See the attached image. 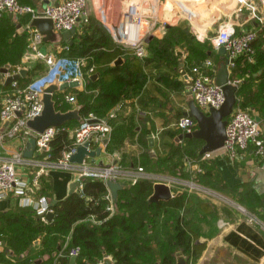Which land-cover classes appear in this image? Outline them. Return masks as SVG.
<instances>
[{
	"label": "trees",
	"instance_id": "obj_1",
	"mask_svg": "<svg viewBox=\"0 0 264 264\" xmlns=\"http://www.w3.org/2000/svg\"><path fill=\"white\" fill-rule=\"evenodd\" d=\"M18 22L23 25L28 21L23 17ZM17 24V21L9 18L7 13H0V68L7 63L17 65L27 48L28 32L26 29L19 31ZM180 37L179 29H174L161 41L153 43L151 50L154 56L156 53L166 54L168 47L173 45L171 42L177 45ZM259 38L261 45L256 47ZM71 41L69 44L60 38L59 44L63 47L60 56L83 59L86 61L84 70L93 66L94 72L99 73V78L93 80L87 76L84 90L77 93L75 104L57 106L58 110L79 108L81 119L92 111L100 117H105L101 115L108 113L124 99L136 96L142 90L145 82V75L142 72L144 61L137 58L133 50L113 42L107 31L95 19L88 17L81 34L72 36ZM65 46L67 47L64 48ZM253 46L255 65H251L245 56H239L230 67V78H238L241 81L238 85L237 101L247 107L253 105L254 93L246 88L250 85L253 72L257 70H261L257 77L261 79L260 97L264 104V26L261 27ZM118 57H123L125 62L121 65H112L111 63ZM206 59L190 66L188 75L194 67L204 68L203 63ZM38 66L40 70H44L42 63ZM36 67L33 72H36ZM206 71L213 75L214 70ZM33 72L29 70V77L21 79L19 86L27 84ZM10 86L12 88V85L3 87ZM180 86L179 82L178 87ZM70 90L72 89H68ZM68 91L54 93L53 98H58ZM126 110L128 113L125 114ZM132 110V103L124 104L116 116L108 120L111 133L107 151H118L128 139H131L133 144L136 140L138 146L142 148L138 155L130 153L123 155L122 160L127 163H121L125 167L140 166L149 173L157 174L153 167L154 162L158 163L157 166L166 163L173 168L170 173L176 174L182 166L184 168L185 156L201 157L199 150L203 142L195 138H183V143L174 150L170 145L160 146L162 154L167 150L168 159H162L155 147V156H151L146 151L148 143L145 131L143 135L139 133L138 137L136 136L135 113ZM78 123L79 121L72 120L58 127L49 143L51 160H56L62 151L69 147L71 139L68 129ZM177 131L181 133V130ZM171 149L174 155H171ZM134 160L139 164H134ZM200 164L201 171L195 181L204 188L223 192L226 188L219 179L213 162L208 159ZM180 175L187 177L183 173ZM154 183L151 179L126 182L114 200L106 183L85 179L82 181L80 194L73 192L50 208L53 213L51 223L44 222L41 216L29 207L26 210H13L1 215L0 234L4 242L7 241L9 247L16 253L23 251L38 234H43L46 248L56 249L57 264H68V250L73 246L80 247L76 264H99L104 255H110L113 264H177L179 259L177 251L185 256L187 264L189 261L193 264L205 247V243L197 242L201 217L207 220L214 218V206L200 199L198 195L186 191L174 194L167 201L150 203L148 200L153 192ZM108 193L112 198V210L107 209L109 201L105 196ZM154 246L158 249L159 258L155 256ZM6 256L4 248L0 256L2 264L9 262L15 264L12 260H6ZM29 258L27 257L21 264L28 263Z\"/></svg>",
	"mask_w": 264,
	"mask_h": 264
},
{
	"label": "crops",
	"instance_id": "obj_2",
	"mask_svg": "<svg viewBox=\"0 0 264 264\" xmlns=\"http://www.w3.org/2000/svg\"><path fill=\"white\" fill-rule=\"evenodd\" d=\"M246 1L247 3L244 4L237 0H87L89 17L100 23L118 46L122 45L116 38L130 32L132 18L128 15V10L131 5L138 6L145 16L146 23L154 27L153 34L145 40L144 56L137 57L144 61L142 72L145 75V82L142 90L136 96L124 99L109 110L108 114H113L109 119L116 116L122 105L132 103V111L135 113L136 136L138 137L139 133L143 135L145 131L147 143L148 137L152 136L153 148L155 147L156 151L160 152L162 159H168L166 157L167 150L162 154L160 146L170 145L174 150L183 143V139L178 138L181 133L177 131L176 121L185 115L184 112L188 109L187 102L192 98L187 78H185L188 77V68L206 58L210 59L215 66L213 72L215 78L216 69L223 61V56L218 53V48L214 44L215 35L220 30L230 27L237 32L258 27L257 21H254L253 18L257 17L260 20L256 11L259 6L264 7V5L259 4L258 0ZM20 2L35 10H41L49 3L47 0H20ZM23 17L28 22L31 19L29 14L13 15L12 17L17 21L19 31H24L28 23L19 24L18 21ZM84 25H79L75 29L74 35L81 34ZM174 29H179L181 32L180 42L177 45L171 42L173 45L168 47L166 54L156 53L154 56L151 50L153 43L161 41ZM61 37H58L55 42L43 41L42 49L50 50L60 56L59 40ZM24 53L17 65L21 63ZM118 59H120L119 63L115 64ZM124 62L123 57H118L111 64L121 65ZM255 63L256 61L250 64L255 65ZM82 64L86 65V61L83 60ZM17 65L12 66L7 63L4 67H16ZM34 67L35 65L26 69L27 73L29 70L33 72ZM45 71L44 67L40 74L33 72L30 75V81L39 78ZM94 73L98 72H93L92 75ZM260 73L261 70L253 72L249 89H246L254 93L252 96L253 105L248 108L258 118L264 136V104L260 97L262 87L261 79L257 77ZM97 78L99 76L93 80ZM85 82L76 88H71L70 91L67 89V91L76 96L80 90H84ZM179 82L181 83L180 87H178ZM3 86V84L0 86V102L2 97L11 90V86L6 88ZM128 110L124 111L125 114L128 113ZM26 144L27 140L20 136L6 140L0 147V156L7 157L17 151L23 152ZM148 150L149 148L146 149V151ZM173 150L170 151L171 155H174ZM111 154H115V152H111ZM150 155L155 156V154ZM206 159L213 162L219 179L226 188L223 192L241 202L251 214L263 219L264 169L257 164L251 150L245 152L235 163L229 162L222 151L213 152ZM195 167L197 170H189L191 171L187 175L190 177L189 179L180 175L179 172L170 173L171 176H164L167 178L166 180H169L166 183L169 184L173 195L186 191L182 186L183 182L188 183L193 178L196 180L201 169L199 164ZM38 169L39 167L30 164L17 167L19 178L26 184V192L40 205H48L52 201L59 204L69 195L70 185L75 181L74 176L69 171L62 169L45 168L36 182H33ZM75 191L77 192V189ZM26 209L28 207L22 205L17 193H8L5 198L0 199V225L3 213ZM204 219L201 217V220ZM197 242L205 243V247L193 264H264V227L230 211H227V214L215 226L210 227L208 232L199 234ZM46 247L43 243V234H38L20 253L13 251L6 241L7 256L5 259L12 260L15 264H21L22 261L27 260V257H30L31 259L29 258L28 263L25 264H33L35 261H40V264H57L56 249L49 250ZM157 250L154 246L155 256L159 258ZM176 254L177 258H182L187 262L180 251H177ZM189 264H191L190 261Z\"/></svg>",
	"mask_w": 264,
	"mask_h": 264
},
{
	"label": "built area",
	"instance_id": "obj_3",
	"mask_svg": "<svg viewBox=\"0 0 264 264\" xmlns=\"http://www.w3.org/2000/svg\"><path fill=\"white\" fill-rule=\"evenodd\" d=\"M47 1L49 3L45 8L35 10L31 6L21 3L20 0H0V13H12L13 15L29 14L31 17L25 26L28 32V44L22 61L16 67H4L6 70L4 75L14 74L22 68H31V66L35 65L33 64L34 61L42 63L46 68L45 73L41 74L39 78L29 81L24 86H19V83L12 84L11 90L2 97L0 102V147L6 140L19 136L24 140L34 137L36 141L32 158L23 157L20 151L14 152L7 157L0 156V199L5 198L10 192L17 193L20 196L22 205L35 210L44 222H47L45 214L52 210L47 204L40 205L29 196L28 192H26V184L17 174V167L26 164L39 167L33 182H36V179L45 168L69 171L74 176L75 181L79 183L77 187L79 194L82 181L85 179L97 180L103 183L108 181L135 182L138 179H151L155 183L162 182L165 184L169 181L164 176L149 173L140 166L125 167L115 154L107 151L111 133L108 119L112 118V113H109L106 117L89 113L76 126L69 128L68 134L71 143L54 161L50 159L49 143L58 128L48 127L44 132L37 133L27 127L28 120L42 113L44 107L42 94L45 86L67 81H78L80 86L86 81V77H90L94 72L93 66L86 70L81 69L83 60L71 59L59 56L50 50H43L42 35L30 25L33 18L42 17L50 19L53 23V30L59 34L76 29L79 25L87 23L89 17L87 0ZM237 1L244 4L245 2L247 3L246 0ZM258 2L264 5V0H258ZM128 15L132 18L130 30L133 29L135 35L132 39H129V34H123L116 40L126 48L133 50L137 57H143L145 40L153 34L154 27L146 23L145 16L138 6L131 5ZM260 30V27H253L237 32L230 27L220 30L215 35V46L217 48L220 46L224 47L230 59L227 65L229 73L234 60L239 56H245L251 63L255 61L253 44L258 38ZM59 47V50L63 48L60 44ZM203 65L204 68L194 67L192 69L191 74L187 77V82L196 106L204 113H208L210 108H219L224 103L225 97L221 87L215 84L213 75L206 71L207 69L214 70L213 62L207 59ZM229 83L238 86L240 80L238 78H230ZM53 99L56 110H58L57 106L60 107L63 104L73 105L76 102V96L72 92L64 93ZM176 128L181 130L182 134L191 133L197 128V123L193 117L183 115L176 121ZM225 134L226 138L221 150L229 162L235 163L239 161L245 152L247 153V151L251 150L257 164L264 169V136L260 123L247 106L238 101L236 102L232 113L227 118ZM84 143H88L89 150L95 151L96 148H100L99 155L94 157L86 156L82 163L79 164L70 162L69 159L76 152V148ZM207 156L209 154H205L200 158L186 156L184 167L188 170H197V167L194 168V166L198 164L199 160L205 159ZM188 183L191 185L190 187L195 186L191 182ZM105 198L109 201L107 209L112 210L111 194L108 193ZM240 209L244 210L243 207H240ZM251 215L254 217L256 224L264 227V219ZM249 220L254 222L252 219ZM4 248L5 242L0 234V256ZM79 253V246H73L68 250L69 257H77ZM0 264L2 263L0 262Z\"/></svg>",
	"mask_w": 264,
	"mask_h": 264
},
{
	"label": "water",
	"instance_id": "obj_4",
	"mask_svg": "<svg viewBox=\"0 0 264 264\" xmlns=\"http://www.w3.org/2000/svg\"><path fill=\"white\" fill-rule=\"evenodd\" d=\"M8 17L12 18L13 14L8 13ZM30 25L35 28L44 42L49 41L53 33V23L48 18L35 17L31 20ZM75 33V29L70 31H65L62 34L63 40L72 43L71 38ZM218 53L223 56V61L219 64L216 69V74L214 82L217 86L221 87L224 93V103L219 108H210L208 113L201 111L195 104L194 100L191 98L187 102L188 109L184 112L185 115L191 116L196 120L197 128L191 133H184L178 136L179 139L183 138H195L203 142L199 154L201 156L205 154H210L216 152L224 146V141L226 138L225 127L227 123L228 116L232 113L233 107L237 102L238 86L229 83L230 73L228 70V63L230 59L224 47H218ZM120 59L115 61V64L119 63ZM6 70L4 68L0 69V84L4 86L12 85L18 83L21 79H27L28 73L26 69H20L18 72L11 75H4ZM99 76V73H94L92 79ZM187 78V77H185ZM79 86L78 81H67L63 83H52L44 87L42 94V101L44 104L42 113L35 118L27 121V127L34 132L42 133L48 127L58 128L65 123L76 120H81V115L79 113V108L70 109L67 111H59L55 108V101L53 95L56 92L64 91L67 89H73ZM191 93V90H190ZM19 115V113H17ZM256 120L258 118L256 117ZM153 137H148V147H153ZM36 147V141L34 137H29L25 149L22 152L23 157L32 158ZM100 153V148H96L95 151L88 149V143H84L76 148V152L71 155L70 162L72 163H82L86 156L94 157L98 156ZM107 186L112 194L114 200L117 198V193L123 188L124 182L118 181H108ZM79 186L77 181H74L69 188V194L76 192L75 190ZM173 197V193L168 184L157 182L153 185V192L149 197L150 203H157L159 201H167ZM56 205L55 201H52L48 206L51 208ZM53 219L52 211L45 214V220L51 223ZM77 257H69L68 264H76ZM33 264H40V261H35ZM100 264H113L110 256H105L100 262ZM177 264H186L185 260L178 259Z\"/></svg>",
	"mask_w": 264,
	"mask_h": 264
},
{
	"label": "rangeland",
	"instance_id": "obj_5",
	"mask_svg": "<svg viewBox=\"0 0 264 264\" xmlns=\"http://www.w3.org/2000/svg\"><path fill=\"white\" fill-rule=\"evenodd\" d=\"M256 14H259V19L253 18L254 21H257L258 23V27H262L264 26V7H260L259 9L256 11ZM251 27V26H250ZM62 34H59L57 31L53 30V33L49 39V41L47 42H55L58 37H61ZM122 45V44H121ZM256 47L261 45L260 42V38L257 40L256 42ZM122 47L126 48L124 45H122ZM40 62L34 61L33 64H35L36 67V73L40 74L42 72V70L39 69V64ZM86 65H82L81 69H83ZM250 107V105H249ZM251 108V107H250ZM92 114L96 115V116H100L98 114H95L93 111L91 112ZM101 116H108V113L101 115ZM111 126V125H110ZM149 148V147H148ZM142 151V148H140L137 144V141L135 140V144L132 143L131 139H128L127 142L124 143V145L120 146L118 151H114L115 155L119 158V160L126 164L127 162H123L122 157L125 154H136L138 155L140 152ZM218 151H222L221 149ZM216 151V152H218ZM149 154H155V150L153 147L149 148V150L147 151ZM211 154V153H210ZM211 156V155H210ZM194 158V157H192ZM207 160L206 158L203 160H199L198 164L201 165L200 163ZM134 164H139V162H136V160H134ZM154 170H156L158 175L161 176H171L170 175V170L173 169L172 166L170 164H160L157 166L158 163H155ZM188 172L191 173V171H189L188 169H186L185 167L179 170V174L183 173L188 175ZM193 173H196V171ZM187 179H189L190 177H186ZM189 182L193 183L195 186L190 187L191 185L187 182H183L182 186L186 189L187 192L189 193H193L198 195V197L200 199H203L205 201L210 202L213 206H214V218L211 217V219L207 220H201L200 222V235L202 234V232H208L210 230V227H212L213 225L215 226V224L221 220L225 214H227V211L233 212L234 214H238L239 216H242L243 218H246L247 220L252 219L254 222V217L250 214V212L248 210H246V208L244 207L243 204H239V202H237L235 199H233L231 196H227L226 194H224L222 191H218V190H213L210 188H203L201 185H199L196 181L195 178H193V180H189ZM202 190V191H200ZM206 191V192H205ZM240 207H243L244 210L240 209ZM250 221V220H249ZM9 264H12V262H9Z\"/></svg>",
	"mask_w": 264,
	"mask_h": 264
},
{
	"label": "bare ground",
	"instance_id": "obj_6",
	"mask_svg": "<svg viewBox=\"0 0 264 264\" xmlns=\"http://www.w3.org/2000/svg\"><path fill=\"white\" fill-rule=\"evenodd\" d=\"M134 35H135V31L133 29H131L130 32H129L128 38L132 39L134 37Z\"/></svg>",
	"mask_w": 264,
	"mask_h": 264
}]
</instances>
